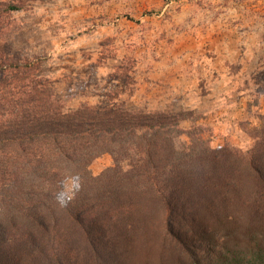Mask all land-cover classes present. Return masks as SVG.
<instances>
[{
	"label": "trees",
	"instance_id": "obj_1",
	"mask_svg": "<svg viewBox=\"0 0 264 264\" xmlns=\"http://www.w3.org/2000/svg\"><path fill=\"white\" fill-rule=\"evenodd\" d=\"M34 1L0 0V264H264V117L245 151L212 147L182 114L67 110L2 37Z\"/></svg>",
	"mask_w": 264,
	"mask_h": 264
},
{
	"label": "rangeland",
	"instance_id": "obj_2",
	"mask_svg": "<svg viewBox=\"0 0 264 264\" xmlns=\"http://www.w3.org/2000/svg\"><path fill=\"white\" fill-rule=\"evenodd\" d=\"M7 21L2 37L39 63L67 110L182 114L212 147L245 151L262 125L264 0H45ZM113 163L104 155L91 170Z\"/></svg>",
	"mask_w": 264,
	"mask_h": 264
},
{
	"label": "clouds",
	"instance_id": "obj_3",
	"mask_svg": "<svg viewBox=\"0 0 264 264\" xmlns=\"http://www.w3.org/2000/svg\"><path fill=\"white\" fill-rule=\"evenodd\" d=\"M71 188H68L67 185L56 194V201L61 207H67V205L74 198L76 192L80 189L79 178L75 177L71 179Z\"/></svg>",
	"mask_w": 264,
	"mask_h": 264
}]
</instances>
